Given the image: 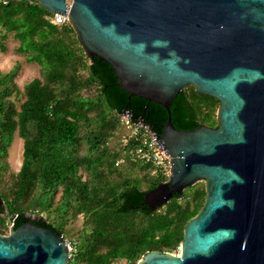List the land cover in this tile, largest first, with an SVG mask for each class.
Instances as JSON below:
<instances>
[{"label":"water","instance_id":"95a60500","mask_svg":"<svg viewBox=\"0 0 264 264\" xmlns=\"http://www.w3.org/2000/svg\"><path fill=\"white\" fill-rule=\"evenodd\" d=\"M28 1L67 16L87 58L108 63L130 96L167 110L155 142L170 172L142 204L154 210L204 182L179 254L149 251L135 264H264V0ZM189 86L219 101L215 126L172 124V100ZM70 255L31 220L0 234V264H67Z\"/></svg>","mask_w":264,"mask_h":264},{"label":"trees","instance_id":"16d2710c","mask_svg":"<svg viewBox=\"0 0 264 264\" xmlns=\"http://www.w3.org/2000/svg\"><path fill=\"white\" fill-rule=\"evenodd\" d=\"M53 17L36 1L0 2V37L12 33L17 52L41 67V78L23 86L19 109L8 100L13 91L19 93L14 73L0 75V158L6 157L15 131L23 143L22 164L0 191V234L8 231L7 221L15 229L31 220L64 237L66 223L82 214L67 264L123 259L135 264L149 251L172 252L183 240L185 224L205 202L204 183L186 187L154 210L142 204L144 193L167 177L132 159L138 142L126 132L125 143L115 149L108 143L123 128L125 110L132 121L144 122L158 135L168 112L117 86L112 67L87 58L72 26L54 24ZM172 101L176 129L217 124L219 101L214 97L189 86Z\"/></svg>","mask_w":264,"mask_h":264},{"label":"rangeland","instance_id":"374dc122","mask_svg":"<svg viewBox=\"0 0 264 264\" xmlns=\"http://www.w3.org/2000/svg\"><path fill=\"white\" fill-rule=\"evenodd\" d=\"M18 41L13 38L12 33H8L5 39L0 37V75L8 72L14 73V77L12 79V83L16 86L19 93L17 94L15 91L11 94L8 100L12 101L14 106L19 109V104L24 100L22 95L23 86L32 78L40 76L41 67L37 62L31 61L27 58V54H20L17 52ZM121 118V116H120ZM120 123L123 125V121ZM127 132V129L119 127L117 131H115L114 136L109 140V147L115 149L120 146L122 142V134ZM22 139L18 137L17 131L14 132L12 136V140L10 145L8 146L6 152V157L0 158V166H4L5 168L0 169V191L6 189L9 185V179L11 174H15L23 161V152H22ZM84 147V145H83ZM82 178H86V174L81 170ZM131 175L140 176L137 171L130 170ZM203 182V181H199ZM197 182V183H199ZM196 183V184H197ZM204 183V182H203ZM59 192L55 195L56 201L59 200ZM83 215L78 214L75 218L71 219L65 225V234L63 239L70 243L71 254L75 251L73 241H77L78 230L82 225ZM7 227L11 225L10 222L7 221ZM5 232L4 234H7ZM172 252L179 254V247L174 249ZM114 264H126L125 260H119L114 262Z\"/></svg>","mask_w":264,"mask_h":264},{"label":"built area","instance_id":"2783aa9c","mask_svg":"<svg viewBox=\"0 0 264 264\" xmlns=\"http://www.w3.org/2000/svg\"><path fill=\"white\" fill-rule=\"evenodd\" d=\"M50 21L54 24L69 23L67 16L59 14H54ZM130 117L131 113L129 110H125L121 115V120L127 129L126 133L129 139L138 142V145L131 151L132 159L141 164L150 165L153 171H157L162 176L167 177L170 172V156L168 153L164 154L156 144L155 140L160 139V136L144 122L132 121ZM127 140L128 138L123 137L122 143ZM68 248L71 251L70 243H68Z\"/></svg>","mask_w":264,"mask_h":264},{"label":"flooded vegetation","instance_id":"af4514ba","mask_svg":"<svg viewBox=\"0 0 264 264\" xmlns=\"http://www.w3.org/2000/svg\"><path fill=\"white\" fill-rule=\"evenodd\" d=\"M26 223V222H25ZM24 224V223H23ZM8 234V233H7ZM2 235H6V234H2ZM61 236V235H60ZM62 237V236H61ZM63 238V237H62Z\"/></svg>","mask_w":264,"mask_h":264}]
</instances>
